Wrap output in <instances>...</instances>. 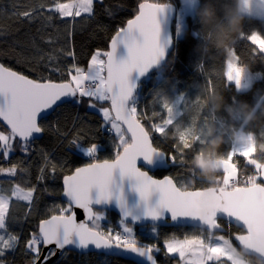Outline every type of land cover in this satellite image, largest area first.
<instances>
[{"label": "snow or ice", "instance_id": "obj_1", "mask_svg": "<svg viewBox=\"0 0 264 264\" xmlns=\"http://www.w3.org/2000/svg\"><path fill=\"white\" fill-rule=\"evenodd\" d=\"M165 7L162 3L141 0L133 18L127 19L126 24L118 27L111 36L109 49L95 50L86 69L76 62L72 36L76 18L82 14L91 15L94 0L67 2L51 0L47 5L39 3L17 13L29 23L39 19L41 23L37 29L38 34L51 27L54 18H71L64 26L66 47L54 49L47 59L57 60L58 52L65 58H71L72 63L67 67L66 73L58 65L51 67V71L60 74L59 80H53L43 74L32 79L0 64V122L8 129L0 130V157L8 160L10 154L16 150L15 146L26 155L30 154V142L46 131L41 121L50 111L54 112L65 103L75 106L86 105L88 109L97 111L102 117L101 127L108 126L107 130L116 137L114 158L102 161L96 158L100 148L97 143L85 146L79 133L72 139L71 146L92 158V162L63 175L62 194L66 198V204L49 208V214L38 220L34 230L23 242L24 251L31 254L30 264H48L58 251L63 254L69 247L86 250L90 246L97 250L117 249L135 254L143 258L147 264H159L154 254L160 253V247L155 243H140L134 235L132 225L127 223L128 217L131 216L133 221L139 217L133 215L127 208L122 187L117 185L114 179L116 170H119L121 179L129 178L135 181L134 189L145 202L143 212L145 217L158 221L165 210L171 213L172 220L178 216L199 214L200 201L205 195L203 188L190 192L181 191L173 177L155 179L137 166L140 157L151 163L154 155L166 154L173 163L177 162L179 154V162L183 165L185 151L191 150L196 143L203 142L196 134V120L193 119L189 126L184 127L173 137L172 154L166 153L154 143V137L163 140L165 133L173 131L179 115L178 106L184 101L183 96L178 98L176 105L161 103L163 112L153 111L147 116L138 111V100L134 96L136 85L130 81V76L133 71L143 75L152 65L165 57L166 44L161 42L159 21ZM243 37L244 35L241 38ZM40 39L49 45L56 42L50 36L47 39L40 36ZM246 39L254 46L253 50L257 55L264 56V36L254 32L247 35ZM120 44L127 48L128 56L125 60L116 58ZM32 47L37 52L41 51L35 40L32 41ZM44 66L48 67V64ZM224 67L223 76L226 81L234 82L236 87L240 88L245 66H240V57L235 50L233 59H225ZM105 104L108 106H104ZM195 106L198 109L205 108L206 99L195 98ZM142 121L150 123L146 127ZM240 155L247 157L249 151H244ZM233 159L234 157L222 161L224 184L231 190H225L224 187L219 189L222 201L220 209L229 220L243 224L244 231L235 233L229 239L237 245L247 244L264 252V175L255 170V182L250 178V174L241 179L233 166ZM48 167L52 174L57 170L56 165L51 164L45 156L44 166L39 169L37 176L38 181L45 179L44 172ZM27 171L22 161L7 167L0 166V176L16 177ZM35 193L34 185H22L19 182H13L7 191L0 189V258L4 257L6 252L14 251L21 240L19 234L10 230V223L15 221V217L11 216L12 202L14 200L26 202L28 208L32 209ZM155 193L159 194V201L152 206L148 202ZM113 199L116 200L122 214L119 221L120 231L111 228L105 230L101 226L105 219L104 211L97 208L110 203ZM74 209L83 210L86 220L78 222ZM31 214L29 211L25 215ZM218 223L217 221V225ZM153 231L156 234L158 232L155 228ZM220 239L224 240L223 235ZM194 243L186 237L179 239L173 235L163 242L164 254L178 256V264H210L211 258H206L203 250L195 248ZM209 251L224 255L230 264H237L226 248L211 247ZM0 264L6 262L0 259Z\"/></svg>", "mask_w": 264, "mask_h": 264}, {"label": "trees", "instance_id": "obj_2", "mask_svg": "<svg viewBox=\"0 0 264 264\" xmlns=\"http://www.w3.org/2000/svg\"><path fill=\"white\" fill-rule=\"evenodd\" d=\"M67 0H64L66 2ZM160 2H175L180 5L179 0H157ZM51 0H0V60L6 65L38 78L41 74L50 76L53 80L61 79L57 72L51 71V67L59 66L65 71L72 63L71 58H65L58 52L59 58L55 61H49L48 55L54 49L66 47V38L64 35V26L71 18H54L51 21V27H47L43 32L37 33L40 25L34 21L29 23L27 20L19 17L18 12L28 7L36 6L39 3H50ZM141 0H95L94 10L91 15L82 14L76 18L72 42L77 56V63L81 67H86L91 54L97 48L109 49L111 36L118 27L124 26L127 19L134 16ZM203 2V0H201ZM111 13V15H109ZM47 14V13H46ZM89 20L105 30L114 29L112 35L95 37L89 41H83L75 38V34L86 31L89 27ZM177 19L174 22V31L176 37ZM258 33L264 36V21L252 19L244 24V37L240 39L235 51L240 57V64L246 65L252 72H258L259 78H256L252 85L247 89L237 88L234 82H227L223 76L225 70V58L219 57L214 61L201 60L194 49L198 42L203 39L200 32L198 19L191 25V36L185 47H178L174 50L167 64L153 71L140 85L139 92L135 96L138 100V111L150 116L153 111L163 112L160 104L173 102V96L182 95L185 99L176 123L171 133H165L164 143L160 146L168 154L174 152L173 137L180 130L190 125L193 119L196 120V134L202 143H196L191 150L184 153V164L180 161L177 154V162L173 163L169 169H158L154 172L157 176L172 175L182 187L187 188H205L223 185L221 176L223 171H219L215 179H209L203 176L196 167L194 160L203 155L202 149L207 143V134L214 127L217 134L226 131L228 124H234L239 127L238 120L229 119L228 114L223 109L220 112H213L207 102V94L222 90L227 103L244 101L250 105H264V56L257 55L253 50V45L246 39L251 33ZM40 36L47 39L52 37L56 42L52 45L41 41ZM39 46L40 52L32 47V41ZM176 41L178 38L176 37ZM19 61V62H18ZM48 64V67L44 65ZM201 64L203 65L201 67ZM66 78V76H65ZM206 99V107L198 109L195 106V98ZM155 101V102H154ZM104 106H108L105 104ZM146 126L150 122L142 121ZM46 131L42 138L30 142V154H25L15 146L16 150L10 154L8 160L0 157V166H10L18 161L23 162V166L28 169L26 173H20L16 177L0 176V189L7 191L13 182H19L22 185H34L36 193L34 197L33 208L26 206L16 207L17 212L12 213L15 221L10 223V228L14 233L21 237L20 243L14 251L6 252L3 259L6 264H29L31 254L24 251V240L28 234L34 230L38 220L48 215V209L54 205H64L61 193L63 191V175L69 174L76 167L92 162V158L87 157L71 146L72 139L79 133L82 137V143L85 146L95 142L100 145L96 154L98 160L112 159L115 156L116 137L114 133L109 132L108 126L101 127L102 117L95 111L88 109L86 105L75 106L65 103L61 105L53 115L43 119ZM0 130L8 131L7 127L0 122ZM258 138L264 140V127L254 129ZM156 137H154L155 141ZM169 140V141H168ZM171 140V141H170ZM156 143V142H155ZM252 150L248 156H252L256 162H264V151L257 150L256 145L252 144ZM235 149V142L230 138V134L225 135V143L219 149L220 157H229ZM242 152L236 151V160L239 165L240 178L245 175H254L255 170H259L255 162H250L248 156L240 155ZM47 156L51 164L56 165V172L51 173L50 167L45 169L43 181H38L39 169L44 166V157ZM260 171V170H259ZM54 176V178H53ZM255 177L253 179V182ZM235 186H232L234 188ZM31 211L30 216L25 214ZM108 217L101 222V226L107 230L113 227L119 216L114 211H107ZM223 223V230L215 233H224L233 237L237 232L244 230L236 225ZM133 225L132 223H130ZM135 226V225H133ZM137 237L142 240V244H157L161 251L156 254L159 264H178V256H165L163 242L165 239L175 236L177 238L192 237L209 230L194 226H176L171 223L165 226L146 225L143 227L135 226ZM157 229V234L153 229ZM211 232V231H209ZM235 244V243H234ZM237 246V244H235ZM253 264L259 260L256 257H248ZM51 264H139L136 261L125 259L120 256L107 255L100 252L80 253L75 250H69L63 257ZM210 264H230L226 258L219 260H210Z\"/></svg>", "mask_w": 264, "mask_h": 264}, {"label": "clouds", "instance_id": "obj_3", "mask_svg": "<svg viewBox=\"0 0 264 264\" xmlns=\"http://www.w3.org/2000/svg\"><path fill=\"white\" fill-rule=\"evenodd\" d=\"M192 12L198 19L203 36L195 46L196 55L204 61H214L219 57L233 59V51L245 35V22L252 19L264 21V0H192ZM207 102L213 112L223 109L229 119L239 122V127L228 124L226 131L220 134L213 127L207 134L203 155L194 160L200 173L214 180L220 171L216 160L220 158L219 149L225 143L226 134H230L231 140L237 144H254L258 152L264 151V140L258 138L254 130L264 127V105H250L244 101L229 104L222 90L207 94ZM233 249L244 264H252L248 258L252 250L235 245ZM256 264H264V260H258Z\"/></svg>", "mask_w": 264, "mask_h": 264}, {"label": "water", "instance_id": "obj_4", "mask_svg": "<svg viewBox=\"0 0 264 264\" xmlns=\"http://www.w3.org/2000/svg\"><path fill=\"white\" fill-rule=\"evenodd\" d=\"M149 2H153V1L149 0ZM157 3H162L166 6L165 11L162 14H160V16H159V21H160V26H161V42L166 44L165 57L162 60H160L158 63L152 65L148 69V71L145 72L143 75H140L138 72L133 71V73L130 76V81L134 82L136 85V87L134 89V96H136L137 93L139 92V88H140V85L143 82V80L145 78H147L153 71L164 67L167 64L171 53L174 50H176V48H177V41H176L175 31H174V22L176 21V19L178 17L179 5L175 2H157ZM137 38H139L138 34H137ZM127 56H128V53H127L126 46L124 44L118 45L116 58L118 60H125V59H127ZM0 64H4L5 66L10 67V66L6 65L4 62H2L1 60H0ZM10 68H12V67H10ZM12 69L15 71H18L14 68H12ZM18 72H20V71H18ZM22 74L27 75L25 73H22ZM27 76L29 78L36 79L30 75H27ZM57 109L58 108H56L55 111ZM55 111L54 112L50 111L49 115L47 117L53 115L55 113ZM42 121H41V123H42ZM44 133L40 134L39 136L34 138L32 141H35L37 139L42 138ZM154 143H155V141H154ZM156 146H158V145L156 144ZM158 147H160V146H158ZM109 160H111V159H109ZM100 161H102V160H100ZM85 165L86 164L81 165L79 167H83ZM137 166L139 168H141V170L147 172L148 175H150L151 177H153L155 179H162V178L167 177V176L173 177L170 174H167L164 176H157L154 174V172L158 169H169L170 168L171 161H170V158L167 154L163 155V156L154 155L151 163L146 162L143 159V157H140V158H138ZM114 179L116 181V184L120 185L122 187V193H123V197H124V200L126 202L127 208L133 213V215L139 217L135 221H133L131 216L127 218V222L132 223L135 226L140 227V226H146L149 224L156 225V226H165V225H168L169 223H171V224L176 225V226H194V227L207 229L211 232H220L223 230V226H224L220 220H225L227 223H231L233 225H236V226H238L244 230L243 224L237 223L235 220H229L228 218L225 217V214L220 209V204L222 202L221 197L219 195V189L220 188H218L216 186H210V187L203 188L205 190V195L201 198L200 211H199L198 215H196V216H191V215H189V216H178L175 220H172L171 219V213H169L167 210H165L164 215L161 217L160 220L153 221L151 219V217H145L143 215L144 208H145V202H143L141 200L139 192L135 191V189H134L135 181L131 180L129 178L121 179L119 170H116L114 172ZM176 182H177V180H176ZM179 189L181 191L190 192L193 189H198V188H187V187H182L179 185ZM225 190H231V189L225 188ZM62 193H63V191H62ZM62 193H61V196H62L63 200L66 202V198L63 196ZM93 194H95V190H93ZM158 201H159V194L155 193L150 198V201L148 203L152 206H155L158 203ZM97 208L98 209L102 208L103 210L114 211L115 213L118 214L119 218H121V215H122L121 210H120L119 206L117 205V202L115 199H113L110 203H107V204H104L101 206H97ZM74 210L77 213V221L78 222H83L86 220V216L84 215L83 210H79V209H74ZM217 221L219 222L218 225H217ZM52 247H54V246H52ZM237 247H243L245 249H250L252 251L250 252L249 257H256L259 260H264V252L258 251L253 246H250L247 244H240V245H237ZM67 250H75V251L80 252V253L100 252V253H105L107 255L120 256V257H123L125 259H130V260L136 261L139 264H147L146 261H143V258H139L135 254L121 252L120 250H117V249L97 250L94 248V246H90L89 249H86V250L75 249L74 247H69V248L64 250L63 254L58 251L57 255L55 257H53L52 260H50L48 262V264H51V263L59 260L61 257L64 256V254L67 252ZM154 255H156V254H154ZM156 258L158 260L157 255H156Z\"/></svg>", "mask_w": 264, "mask_h": 264}, {"label": "rangeland", "instance_id": "obj_5", "mask_svg": "<svg viewBox=\"0 0 264 264\" xmlns=\"http://www.w3.org/2000/svg\"><path fill=\"white\" fill-rule=\"evenodd\" d=\"M179 3H180V5H179V12H178V17H177V27H176V37L178 38L177 46L178 47H185L187 45L188 41L190 40L191 25L194 21L197 20V18L194 15V13L192 12V0H179ZM34 22L38 23L39 25L41 23L39 19L34 20ZM113 32H114V29L105 30L104 28H102L101 26L96 24L93 20H89V28L87 29V31L80 34L78 37L89 41V40H91L95 37H98V36L112 35ZM97 49L107 50L105 48H97ZM240 66H246V65L240 64ZM246 67H247V72L243 74L241 87H240V89H242V90L249 88L252 85L253 81L256 78L260 77V74L258 72H252L248 66H246ZM85 69H86V67H85ZM181 96L182 95L173 96L172 97L173 102L170 105H176L178 98H180ZM184 101H185V99H184ZM184 101L178 106V109H177L178 112L181 111L182 106L184 104ZM155 142L158 146H161L164 143V140L156 138ZM172 142H174V141H172ZM251 146L252 145H240V144L235 143L234 152L229 157H227V158L220 157L219 159L216 160V163L219 165L220 170L223 171V169H224V164L222 163V161L234 157V159L232 160L233 166L236 169V171H238V173H239V168L237 166V160H236V151L237 152L250 151V150H252ZM248 160L250 162H255L257 164L259 170H260V173L262 175H264V162H260V163L256 162L252 156H248ZM221 180L223 182V185L225 186L223 174L221 176ZM254 182H255V180H254ZM34 197H35V194H34ZM33 204H34V202H33ZM15 205L17 208L18 207L22 208V206H26L28 208L26 202L14 200L11 204V212L12 213L17 212L16 211L17 208L14 207ZM103 211H104L105 216L108 217L107 210H103ZM120 219L121 218H118V223H119ZM110 228L112 229V227H110ZM132 228H133V232H134L136 239H138L139 237H137L135 226L132 225ZM10 230L12 232H14L11 228H10ZM221 235H223V237H224L223 241L220 239ZM186 238L195 242L194 247L197 249L203 250L204 256L206 258H211V260H219V259L225 258V256L222 254L211 253L209 251V249L211 247H222V248L227 249V252L229 254H231L233 260L236 261L237 264H244V261L241 260L236 255L235 250L233 249V245H235V244L232 242L231 239H229L230 237L224 233H215V232H209L208 231V232H203L201 234H198V235H195L192 237L188 236ZM179 239H182V238H179ZM252 264H253V262H252Z\"/></svg>", "mask_w": 264, "mask_h": 264}, {"label": "built area", "instance_id": "obj_6", "mask_svg": "<svg viewBox=\"0 0 264 264\" xmlns=\"http://www.w3.org/2000/svg\"><path fill=\"white\" fill-rule=\"evenodd\" d=\"M239 166V165H238ZM254 175H251L250 176V178L251 179H254ZM232 186H235V184H233ZM112 229L113 230H115V231H120L121 230V228H120V225H119V223H118V220L116 221V223H115V225L112 227Z\"/></svg>", "mask_w": 264, "mask_h": 264}, {"label": "crops", "instance_id": "obj_7", "mask_svg": "<svg viewBox=\"0 0 264 264\" xmlns=\"http://www.w3.org/2000/svg\"><path fill=\"white\" fill-rule=\"evenodd\" d=\"M89 28V27H88ZM87 31V30H86ZM85 31H83V32H79V33H77V34H75V38H77V39H82V38H79L78 36L80 35V34H82V33H84ZM83 41H87V40H84V39H82Z\"/></svg>", "mask_w": 264, "mask_h": 264}, {"label": "bare ground", "instance_id": "obj_8", "mask_svg": "<svg viewBox=\"0 0 264 264\" xmlns=\"http://www.w3.org/2000/svg\"><path fill=\"white\" fill-rule=\"evenodd\" d=\"M151 1H153V2H160V1H157V0H151ZM108 211V210H107ZM106 217L107 216H105V219H106ZM67 251H69V250H67ZM65 255V254H64Z\"/></svg>", "mask_w": 264, "mask_h": 264}, {"label": "flooded vegetation", "instance_id": "obj_9", "mask_svg": "<svg viewBox=\"0 0 264 264\" xmlns=\"http://www.w3.org/2000/svg\"><path fill=\"white\" fill-rule=\"evenodd\" d=\"M140 227H143V226H140ZM137 240H139V238L137 239ZM142 240H139V242H141ZM143 243V242H142Z\"/></svg>", "mask_w": 264, "mask_h": 264}]
</instances>
